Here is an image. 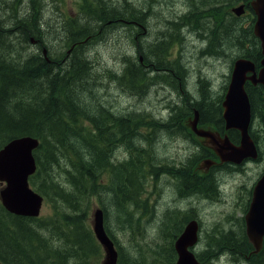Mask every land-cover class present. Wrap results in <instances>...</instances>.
I'll list each match as a JSON object with an SVG mask.
<instances>
[{
	"label": "trees",
	"instance_id": "obj_1",
	"mask_svg": "<svg viewBox=\"0 0 264 264\" xmlns=\"http://www.w3.org/2000/svg\"><path fill=\"white\" fill-rule=\"evenodd\" d=\"M227 1L243 3L246 12L245 19L227 10V32L222 40L225 38L227 41V56L230 55L232 65L237 58H247L258 70L261 67L262 53L259 39L253 32L255 14L250 5L251 0ZM26 2H29L31 8L29 14L23 10ZM14 3L16 5L11 7ZM17 6L20 8L17 9ZM42 6V0H0V12L6 20V23L0 21V148L18 136L29 135L37 139L38 146L33 150L37 170L29 176V182L43 196L54 194L66 204V208H61L56 218L43 220L40 217L11 214L0 201L1 263L95 264L102 251L86 222L88 212H84L81 206L90 196L97 195L101 204H104L103 199H106L111 207L107 209L105 206L103 209L104 226L115 242L118 251L117 264H145L146 253L166 254L165 264H174L176 253L173 242L180 233L179 227L165 230L154 246L148 245L145 250L141 249L137 240L133 241V252L130 248L117 245L118 239L108 227V222L113 219L123 231L136 228L132 232L139 231L147 223L150 224V219L147 221L136 216L134 205H130L128 209L131 202L137 203L140 199L143 182L150 176L153 179L158 174H167L177 181L176 185L182 193L186 190L212 191V186L213 193H218L214 174H198L197 163L200 159L208 157L205 156L207 148L199 143V153L183 162L181 168L172 169L169 164L157 162L155 157L150 156V152L142 149L139 150L143 152L140 160L132 158L128 162H117L118 154L109 153L112 137L117 129L119 137L132 135V138L139 142L149 140L151 146L154 145L157 134L168 133L173 137L181 135L195 140L193 137L197 136L186 124L188 117H192L197 109L199 122L208 123L207 120L216 115L221 119V104L229 75L221 85L220 91L214 92L211 90L210 80L198 72V93L193 95L188 90L189 75L185 70L172 75L153 73L149 76L140 70L137 62L133 63L136 57H133L131 47L130 53L123 54L126 67L116 70L113 80L128 92L138 95H145L149 88H152L151 85L163 82L175 91L181 102H168L165 105L167 110L161 113V117L142 111L129 119L103 108L95 116L89 117L80 102V98H85V92L88 93V90L79 89L76 99L74 95L76 88H85V85L93 92L89 85L100 84L94 75L55 73L42 54L41 46H38V51L33 54L22 53L18 48L19 44L28 43L31 38L47 34L48 27L41 13ZM143 14L129 0H83L82 30L85 31L86 28L85 32H88L92 29V19L101 20L105 28L108 21H126L127 18L140 21V15ZM140 25L142 28L138 26L137 31L143 29L144 21ZM178 31H181V28L167 19L156 27V32L151 37L162 42L164 47L177 39ZM219 34L220 31L216 33ZM147 39L148 37L141 41L136 40V43L146 47L149 43ZM132 41L135 42L133 37ZM145 51L148 49L145 48ZM151 52L160 53L159 50ZM244 87L249 98L252 119L249 133L258 150L256 161H263L264 165V87L249 81L245 82ZM88 102L87 100L86 104ZM214 108L217 112L212 110ZM84 119L90 120V128L85 126ZM216 122L218 125L219 120ZM147 125L150 127L151 136L148 134ZM138 134H141V139L137 138ZM227 135L232 142H239L237 130H228ZM259 135L263 137L261 142ZM89 147L91 152L86 153ZM196 155L204 157L197 161ZM232 168L236 171L242 170L241 167ZM60 170L64 171L63 175L67 181L59 179ZM102 173L109 174L108 181H101ZM187 218L188 214H185L181 221L185 222ZM139 234L142 235L141 232ZM146 237L147 235H144L141 238L146 240Z\"/></svg>",
	"mask_w": 264,
	"mask_h": 264
},
{
	"label": "rangeland",
	"instance_id": "obj_2",
	"mask_svg": "<svg viewBox=\"0 0 264 264\" xmlns=\"http://www.w3.org/2000/svg\"><path fill=\"white\" fill-rule=\"evenodd\" d=\"M10 1V0H7ZM43 6L41 9V13L44 21H46L48 31L47 34L42 36L41 43L47 48L49 44V40L51 37V30L53 25V13L56 11L57 15L63 14L65 8H67L70 14L74 16L83 0H42ZM56 1V6L55 2ZM133 4L137 6V8L142 11L144 14L140 15V21L135 19L127 18L126 21H119L114 25H109L111 22H108L107 26H104L103 34L101 35L102 44L99 49L101 52L102 60H98V66L100 67V73H89L90 75H94L97 80H99L103 84H109L108 87H105L101 84H91L90 87L93 88V92L88 89V85H85V88H76L75 99L79 94V89H87L88 93L85 92V98H80V102L82 103L83 109L89 117L95 116L101 108L105 109L116 115L126 116L129 119L133 117L135 114H138L142 111L146 113H154L156 116L164 113L167 108L166 104L171 101L181 102V99L178 98L175 91L171 88H158L156 85H151L152 88H149V92L145 95H138L135 93L128 92L124 88H122L116 80L109 81V78H114L116 76V69L112 71L111 68L121 67L123 64L122 55L128 54L132 51L131 47L135 44V53L142 52L145 50V47L139 46L136 43V40L139 41L144 40L146 35L143 33V29L141 31H137V27L141 22L147 20V29L148 33H154L156 31V26L159 25L163 20L167 18H171L175 16L178 12H180L184 5L187 3H191V0H129ZM199 9H202L201 14H206L210 17H215L214 14L208 13V10H205L207 5L203 0H200L198 3L196 0L194 1ZM224 2L227 3V10L231 12V8L238 6L241 2L230 3L227 0H221V9L224 7ZM16 3L12 4L11 7L15 6ZM140 5V6H139ZM182 5V6H181ZM57 7V8H56ZM17 9L20 6L16 7ZM52 8V10H51ZM148 9V13L145 15V10ZM23 10L26 11L27 14L31 12V8L29 2L23 6ZM246 12H244L241 16H244ZM8 15V13H6ZM219 17V16H217ZM0 21L2 23H6V20L3 18V15L0 12ZM48 22L50 23V28L48 26ZM45 24V26H46ZM126 24V25H125ZM131 25V26H130ZM44 26V27H45ZM133 27V28H132ZM199 24L195 22L192 23V29L190 34H184L181 36L180 41L176 42L179 50V55L181 57V62L189 67L193 66L197 70H201V74L210 80L211 90L214 92L220 91V87L223 83L226 82L227 76L231 74L233 65L229 60V56H224L219 53L216 54V58H211L210 56H202L198 55L196 51L193 50L191 42L193 36H197V33L200 31L198 28ZM137 33L139 35H137ZM192 35V38H188L187 36ZM194 36V38H195ZM133 37L135 42L132 41ZM198 37V36H197ZM199 38V37H198ZM200 44L199 48L206 50L207 42L199 38ZM46 42V43H45ZM32 42L19 44L18 48L25 54H33L36 52V48L39 46H35ZM42 46V45H40ZM139 48V50H138ZM216 49L217 47H213ZM139 51V52H138ZM87 54L91 57V60L94 61V57L96 56V50L94 48L86 51ZM232 53H234L232 51ZM206 54V53H204ZM161 58V55H158ZM227 60V64L223 62V59ZM220 59V60H219ZM238 59V58H237ZM107 67H110V73L107 71ZM198 72L194 71L187 80L188 90L193 94L197 95L198 93ZM78 89V90H77ZM70 93V91H69ZM66 98V97H65ZM89 101L86 104V101ZM111 103V104H110ZM114 104V105H113ZM113 107V108H112ZM123 112V113H122ZM193 117L189 118V121ZM84 124L88 128L91 127V123L89 119H84ZM256 124V122H254ZM113 125V124H112ZM139 127V126H138ZM148 134L151 136L150 127L147 125ZM112 137V144L109 149V153L116 152L121 159H125L126 156L129 155L130 152H134L135 154H140L139 150L142 148V142H134L132 136L129 137H118L117 133H115ZM178 137V138H177ZM138 139H141V134H138ZM164 136L161 134H157L155 137L154 145L151 146L150 156H153L157 159V162H163L169 164L172 169H178L185 161L186 156L184 153V144L186 143V139L182 136H167L163 140ZM183 138V139H182ZM196 138V137H193ZM127 139L128 141H125ZM163 141H162V140ZM178 139V140H177ZM204 140L203 138H200ZM259 141L263 140L262 135L258 137ZM178 142H177V141ZM182 141V142H181ZM140 146V147H139ZM91 152L90 147L87 149L86 153ZM127 155H126V154ZM206 156V155H205ZM204 156L196 155L195 158L198 161L200 158ZM202 160V159H200ZM263 161L255 162L248 161L242 167L241 171H236L232 168V165L227 164V166H223L221 169L215 170L214 175L216 180H218V185L221 186V192H218L219 195L223 196L224 204L219 207L211 208L210 204L204 200V196L199 193L186 194L183 196H179L178 193L181 191L180 188L176 184L170 181L169 178L163 177L161 175H157L153 179L150 177L145 178L143 185L144 188L142 190V197L135 202H131L128 205V209L130 205H134L135 213H137V217H145V218H153L154 220H158L164 212L167 214L170 212H175V216L162 219L153 222L151 225L147 226V231L143 232L140 235V232H130L120 230L116 225V222L112 219L108 222V227L111 232H113L118 239L117 245H122L123 247L130 248L133 252V241L137 240L138 245L142 250H145L148 245L154 246L153 244L158 241V238L164 234L165 230L180 227L185 223L181 221V217L187 212H194L203 218L204 227L207 228V224L209 221L215 219L219 215L218 213L224 212L229 209V205L227 204L231 200H237L240 195L245 196L247 194L246 189H250V187L254 184V182L258 179L260 173L262 172ZM65 164H63V167ZM61 174L60 180L67 181L64 174V171H59ZM200 172V171H199ZM199 174V173H198ZM201 175V174H199ZM109 174L102 173L101 181H108ZM31 185V184H30ZM2 184H0V187ZM32 188H35L34 185H31ZM246 188V189H245ZM48 190V189H47ZM235 195V196H233ZM43 196V195H42ZM44 201L41 208L40 218L45 220L48 218H56L57 213L61 208H66V204H64L59 198L53 195L43 196ZM181 199V200H180ZM236 201V202H237ZM104 204H101L98 200L97 195L90 196L87 202H82V210L88 212L86 222L89 227H91V211L96 206H100L102 209L107 207V209H111L109 202L106 199H103ZM235 202V203H236ZM234 203V205H235ZM137 204V205H135ZM193 204V207H189ZM233 205V206H234ZM170 211V212H169ZM183 214V215H182ZM135 216V214H133ZM182 215V216H181ZM177 230V229H176ZM164 232V233H163ZM147 235L146 240L141 238L142 236ZM201 238L203 237V232L201 233ZM99 244V243H98ZM101 251L103 250L101 245L99 244ZM217 254H219L217 252ZM173 256V255H172ZM220 257L222 255H219ZM146 260L145 264H157V263H165L166 254H145ZM170 257V255L168 256ZM103 252L100 259L95 264H102ZM202 264H210L207 261H204ZM213 264H223L216 262V259L213 260ZM227 264H233L228 262Z\"/></svg>",
	"mask_w": 264,
	"mask_h": 264
},
{
	"label": "flooded vegetation",
	"instance_id": "obj_3",
	"mask_svg": "<svg viewBox=\"0 0 264 264\" xmlns=\"http://www.w3.org/2000/svg\"><path fill=\"white\" fill-rule=\"evenodd\" d=\"M194 1L195 0H191V3L185 4L184 8L180 12H178L175 16L171 18H167L168 20H171L173 23H175V25L178 26V28H181V31H178L176 40L171 41L169 44H166V46L164 47H162V42H158L157 40L151 37L152 34H154L156 31L154 33H148L147 20H144L145 25L143 26V30H144L143 33L148 34L146 36H148L147 41L149 43L145 47L146 49H148V51L147 52L145 50L142 52L138 51L139 52L138 54L136 51L135 53V45H136L135 44L133 46L132 52L134 54L133 57H136L133 63L137 62L139 64L140 70H142L147 75L151 76L153 75V73H165L172 75L175 74L176 72H180L181 70H185V73L190 76L194 71L201 72V70H197L193 66L187 67L181 62V57L179 55V50L176 43L180 41L181 39L180 35L184 36V34L191 33L193 22L199 24L198 28L200 29V31L197 33V36L207 42L206 50L200 49L199 44L201 40L195 35H194L195 38L194 36L192 38V35H189L188 38L189 39L192 38L191 45L193 50L196 51L198 55H202L205 57L210 56L211 58H216V54L219 53L223 54L224 56H227V41L225 38L224 41H222L223 35H225L227 32V3L224 2V7L223 9H221V4H220L221 0H203L204 3L207 5L205 10H208L209 11L208 13L210 14H214L215 17L213 18L206 14H201L202 9H199L198 5ZM196 1L198 3L200 2V0H196ZM54 3H55L54 6H56V1ZM66 10L68 9L65 8L63 14L59 13L57 15L56 11H54L53 13V25L51 30V37L45 54L43 48L46 47L43 45V43H41L42 37L40 35H38L39 37L32 38V41L30 42L35 44L36 47L42 44L40 50L42 54L46 57V60L49 62L51 69L55 71V73L68 74V75L74 73L75 75L100 73L99 71L100 67L98 66L97 59L104 61L102 59L101 52L99 49L103 41L102 38H99L103 34V30H104L102 21L97 19H92V23H93L92 29L88 32H85L87 30L86 28L84 29L85 31L82 30L83 25L81 18V5L79 7V10L74 16H72L70 12ZM146 13H148L147 8L145 10V15ZM119 21H123V20H112L108 22H111V24L109 25L112 24L114 25ZM162 22L160 24H162ZM48 26L50 28L49 22H48ZM218 31H220V34L216 35ZM84 32L86 35H84ZM214 46L217 48L214 49L213 48ZM91 48H94L96 50V56L94 57V61L91 60L89 54L86 53V51H88ZM152 50H159L160 53L159 54L152 53L151 52ZM36 51H38L37 48ZM146 54L148 56H146ZM158 55H161V58H159ZM131 56L132 53L130 54V57ZM123 58L124 55H122V60ZM223 62L227 64V60L225 58L223 59ZM125 67H126V63L123 62L121 67H115L111 69L112 71H114L115 69L119 70ZM106 69L109 73L111 72L110 67H107ZM79 72H83V73H79ZM113 79L114 78H109V81L111 82ZM100 84L104 85L105 87H108L110 83L107 85L100 82ZM153 85H156V87L160 89L162 88L166 89L167 87L171 88L169 85H166L163 82H157ZM211 107L214 106L211 105ZM212 110L214 112H217L216 108ZM161 116L162 115H157L156 117H161ZM190 117L191 116L188 117V121L186 122V124L188 125H189ZM212 118L213 119L207 120L208 123H203L198 121V128L210 131L212 133H215L216 136L223 138L225 134L227 135V130L224 127L225 121L223 117L220 119V117L216 115L215 117ZM216 120H219L218 125ZM115 133H117V129H115L114 132V135L116 136ZM163 136H164L163 138L164 140L167 136H171V135L165 133ZM200 138H203L204 140H201ZM185 139H186L185 140L186 143L183 145L185 148L183 153L186 156L185 161H187L190 157L201 151L199 143H201L207 148L206 156L208 157L202 158V160L207 159L209 161H213L208 168L204 166L202 160L199 161L197 163V169L200 171L199 174L202 175L203 173L205 174L212 173L213 175L215 170L221 169L223 166H227V162H220L219 157L214 153L212 148L207 145L206 143L208 142L207 138L197 136L196 138H194L195 140L190 138L189 139L185 138ZM143 141H144L142 144L143 147L141 148L142 151L150 152L151 150L150 141L145 139ZM138 142L139 141H137V143ZM234 144H238V143H234ZM139 152L140 154H135L134 152H130L129 155L122 160H119L121 158L118 155L117 162L118 161L128 162L132 158L135 160L136 159L140 160V157L142 156L143 152L141 151ZM244 164L245 163H243V165ZM181 167L182 165L180 166V168ZM163 177L169 178L170 181L173 182L174 184L177 183V181L169 177L167 174H165V176ZM212 187H211L212 191L200 192V191L186 190L183 193L180 191L178 195L183 196L186 194L199 193L204 196V200L210 204L211 208L219 207L224 204L223 203L224 198L218 193H213ZM252 187H250L249 189L250 192L249 190H246L247 194L245 196L240 195L238 201L234 199L228 202L227 204L229 205V209L224 212L218 213L221 216H218L215 219L209 221L207 224V228L204 227L203 218H201L200 215L194 212H187L188 218L184 222L185 224L187 223V221L192 219H196L197 221L198 238L195 245L191 247V250L195 254L196 258L199 260L200 264H202L204 261L213 264L214 259H216L217 263H220L221 261L223 264H227V260L228 262H231L233 264H264V236H262L260 247L256 252L254 251L255 245L248 238L246 231L245 215L248 211L249 203L251 201ZM140 197H142V195H140ZM193 206L194 205L191 204L189 207H193ZM166 212H164L163 215H161L158 220L168 219L169 217H174L176 215L175 212L169 211L170 213L168 214ZM143 218L145 220L150 219L151 221L150 224L147 223L143 228H141L138 231L141 233L147 231V226L151 225L155 221H158L149 217L148 218L143 217ZM185 224L179 227L180 233L183 231ZM135 229L136 228L130 230V232L135 231ZM202 232H203V237L201 238L200 235ZM221 243L224 244L226 243V247H224V244L221 245ZM217 252L219 254H217ZM219 255H222V258Z\"/></svg>",
	"mask_w": 264,
	"mask_h": 264
},
{
	"label": "water",
	"instance_id": "obj_4",
	"mask_svg": "<svg viewBox=\"0 0 264 264\" xmlns=\"http://www.w3.org/2000/svg\"><path fill=\"white\" fill-rule=\"evenodd\" d=\"M250 5L255 14L253 32L259 39L262 59L261 67L256 70L254 63L244 57L233 63L227 89L222 101V117L226 130L235 129L239 132V143L234 144L228 135L218 138L215 133L198 128L199 112L194 110L189 125L193 132L208 139L207 145L212 148L221 162L240 164L244 159L257 158L258 152L249 134L251 110L245 82L264 86V0H251ZM232 13L240 16L245 12L242 3L231 8ZM44 54L46 49L43 48ZM38 146V140L32 136H20L9 140L0 148V183L6 184L0 188V201L4 208L14 214L25 217H39L43 196L29 186L28 177L35 171L36 164L32 150ZM205 167L213 161L202 160ZM91 229L104 257L102 264H117L118 251L104 227V213L96 206L91 211ZM248 238L258 251L262 236H264V172L252 187V197L245 215ZM197 221H188L183 231L174 241L177 258L174 264H200L190 249L197 242ZM0 264L1 261H0ZM165 264V263H158Z\"/></svg>",
	"mask_w": 264,
	"mask_h": 264
},
{
	"label": "bare ground",
	"instance_id": "obj_5",
	"mask_svg": "<svg viewBox=\"0 0 264 264\" xmlns=\"http://www.w3.org/2000/svg\"><path fill=\"white\" fill-rule=\"evenodd\" d=\"M140 6V5H139ZM201 15V14H200ZM101 18V17H100ZM131 19V18H130ZM46 22V21H45ZM113 25V24H112ZM126 25V24H125ZM131 26V25H130ZM133 28V27H132ZM45 35V34H44ZM39 37V36H38ZM42 37V36H41ZM188 37V36H187ZM132 38V37H131ZM140 41H141V39H140ZM146 42V41H145ZM46 43V42H45ZM49 43V42H48ZM147 43V42H146ZM165 43V42H164ZM33 45V44H32ZM42 45V44H41ZM166 45V44H165ZM48 46V45H47ZM138 50H139V48H138ZM154 52V51H153ZM140 55H142V54H140ZM146 56H148L147 54H146ZM165 57V56H164ZM168 57V56H167ZM83 59V58H82ZM138 59V58H137ZM165 60V59H164ZM163 61V60H162ZM143 62V61H142ZM145 62V61H144ZM181 64V63H180ZM87 66V65H86ZM135 67V66H134ZM152 72V71H151ZM166 72V71H165ZM164 76V75H163ZM160 78V77H159ZM151 84V83H150ZM111 104V103H110ZM114 105V104H113ZM113 108V107H112ZM106 109V108H105ZM114 113V112H113ZM123 113V112H122ZM88 114V113H87ZM155 118V117H154ZM110 121V120H109ZM157 122V121H156ZM158 123V122H157ZM112 128V127H111ZM104 135V134H103ZM24 137H26V136H29V135H23ZM173 138V137H172ZM178 138V137H177ZM218 138H219V136H218ZM183 139V138H182ZM162 140V139H161ZM178 140V139H177ZM176 140V141H177ZM178 142V141H177ZM182 142V141H181ZM142 145V144H141ZM140 147V146H139ZM143 147V146H142ZM115 153V152H114ZM142 161H143V159H142ZM158 165V164H157ZM181 200V199H180Z\"/></svg>",
	"mask_w": 264,
	"mask_h": 264
}]
</instances>
